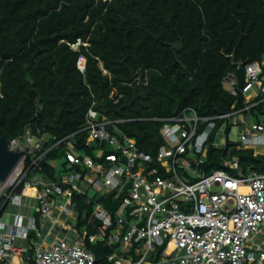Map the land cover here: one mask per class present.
Listing matches in <instances>:
<instances>
[{
    "label": "trees",
    "instance_id": "trees-1",
    "mask_svg": "<svg viewBox=\"0 0 264 264\" xmlns=\"http://www.w3.org/2000/svg\"><path fill=\"white\" fill-rule=\"evenodd\" d=\"M231 55L235 63L263 57L264 0H0V134L10 139L33 124L51 137L48 146L75 134L76 148L100 161L97 149L113 151L98 141L88 144L82 128L93 111L134 138L157 164L164 139L155 119L188 107L210 117L243 106L242 97L223 86L229 72L244 83L243 66ZM136 94L131 107L119 111ZM256 110L264 114L261 105ZM223 122L215 121L210 142ZM65 152L53 148L42 172L54 177L56 169L79 170L64 161ZM230 154L244 171L252 166L264 173V154L235 147ZM222 155L209 146L199 172L224 169ZM88 197L74 193L72 202L77 227L94 232ZM96 203L117 211L121 198L108 194ZM119 246L87 242L95 264H111L108 256Z\"/></svg>",
    "mask_w": 264,
    "mask_h": 264
},
{
    "label": "built area",
    "instance_id": "built-area-1",
    "mask_svg": "<svg viewBox=\"0 0 264 264\" xmlns=\"http://www.w3.org/2000/svg\"><path fill=\"white\" fill-rule=\"evenodd\" d=\"M242 66L244 83L235 72L223 78L224 89L242 97V107L233 105L229 112L210 117L188 107L155 119L162 123L164 139L157 164L137 148L134 138L115 134L109 130L114 122L97 118L93 111L82 128L87 142L98 141L113 151L97 149L100 161L76 148L75 134L48 146L51 137L33 124L7 139L8 149L21 154L0 179V264H95L87 242L97 241L120 244L108 256L111 264H264V239L259 241L264 231V173L252 166L244 171L237 157L228 158L233 147L264 154V122L253 112L264 114L252 111L261 105L264 112V55ZM217 119L224 122L210 142ZM60 146L66 150L64 161L79 170L56 169L55 176H49L42 172L43 161ZM209 146L222 150L225 168L201 174ZM90 187L121 198V204L110 211L88 197L95 207V231L80 232L72 196L86 194Z\"/></svg>",
    "mask_w": 264,
    "mask_h": 264
},
{
    "label": "water",
    "instance_id": "water-1",
    "mask_svg": "<svg viewBox=\"0 0 264 264\" xmlns=\"http://www.w3.org/2000/svg\"><path fill=\"white\" fill-rule=\"evenodd\" d=\"M173 47L176 49L181 48V44H173ZM231 59L232 63L236 66L241 67L243 65V62H234V55H231ZM137 97L138 95L136 94L133 99L126 106L121 107L119 111H122L125 107H131L133 101ZM20 154V152L9 150L7 138L0 134V179H4L12 171Z\"/></svg>",
    "mask_w": 264,
    "mask_h": 264
},
{
    "label": "rangeland",
    "instance_id": "rangeland-1",
    "mask_svg": "<svg viewBox=\"0 0 264 264\" xmlns=\"http://www.w3.org/2000/svg\"><path fill=\"white\" fill-rule=\"evenodd\" d=\"M259 119H263V116H260L259 117ZM236 130H238V129H232V132H235ZM217 142H222V140H217ZM228 157H230L229 155H228ZM62 161V160H61ZM61 161L59 160V161H56V166L57 165H60V163H61ZM82 187L84 188V185H82ZM86 192H87V194H88V196L90 197V198H93V199H95V201L98 199V198H100V197H103V195H104V192H102V191H98L97 189H95V188H92V187H90V188H87L86 189ZM95 207H93V209H94ZM74 216H75V214H74ZM76 226H77V224H76ZM78 229H79V231L81 232L83 229H87V227L86 226H84V225H82V226H78L77 227ZM73 233V232H72ZM263 235L262 236H264V233H262ZM55 233H53L52 234V237H55ZM259 241H261L260 239H259ZM122 246V245H121Z\"/></svg>",
    "mask_w": 264,
    "mask_h": 264
},
{
    "label": "crops",
    "instance_id": "crops-1",
    "mask_svg": "<svg viewBox=\"0 0 264 264\" xmlns=\"http://www.w3.org/2000/svg\"><path fill=\"white\" fill-rule=\"evenodd\" d=\"M112 131H113L115 134H118V133L120 132L116 127H113V128H112ZM60 165H61V163H60ZM60 165H57V166H60ZM262 233H264V231H263ZM262 233H261L260 236H259V239H260V240L264 239V236H262V235H263ZM120 250H125V251H126V249H125L123 246L120 248ZM132 258H133L134 260H136V259H137V256L134 255V254H132Z\"/></svg>",
    "mask_w": 264,
    "mask_h": 264
},
{
    "label": "bare ground",
    "instance_id": "bare-ground-1",
    "mask_svg": "<svg viewBox=\"0 0 264 264\" xmlns=\"http://www.w3.org/2000/svg\"><path fill=\"white\" fill-rule=\"evenodd\" d=\"M80 64V66H82V63H83V58H80V62H79ZM244 190L245 188H241V190ZM173 248V243H170V245H169V248H168V251H170L171 249Z\"/></svg>",
    "mask_w": 264,
    "mask_h": 264
},
{
    "label": "clouds",
    "instance_id": "clouds-1",
    "mask_svg": "<svg viewBox=\"0 0 264 264\" xmlns=\"http://www.w3.org/2000/svg\"><path fill=\"white\" fill-rule=\"evenodd\" d=\"M85 66V65H84Z\"/></svg>",
    "mask_w": 264,
    "mask_h": 264
}]
</instances>
